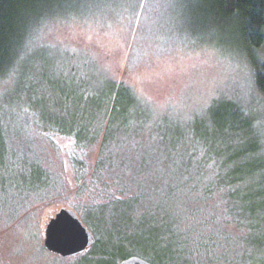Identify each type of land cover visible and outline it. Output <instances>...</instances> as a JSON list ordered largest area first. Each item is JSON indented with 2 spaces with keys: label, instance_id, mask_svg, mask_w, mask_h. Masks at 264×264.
Here are the masks:
<instances>
[{
  "label": "rangeland",
  "instance_id": "1",
  "mask_svg": "<svg viewBox=\"0 0 264 264\" xmlns=\"http://www.w3.org/2000/svg\"><path fill=\"white\" fill-rule=\"evenodd\" d=\"M102 2L104 6L94 9L69 4L53 11L49 18L64 21L46 24L36 34L38 46L24 59L27 69L23 65L19 70L27 77L3 96L0 264H117L126 255H137L150 264H264V98L255 88V65H264V44L247 56L233 41L234 30L228 28L223 39L206 36L201 46L193 45L195 39L189 35L195 17L190 0H140V6L125 0L121 11L115 10L119 0ZM111 81L126 83L137 96V116L131 111L121 113L118 116L125 120L115 125L136 145L123 142L120 148L147 159L132 167L124 165L128 172H138V187L129 185L125 201H118L116 194L112 200L94 196L93 191L80 192L66 157L67 151H79L78 143L53 130L58 122L72 119L61 89L73 92L72 109L89 112L87 122L96 120L98 107L90 105L92 98L87 95L79 102L75 89L82 86L91 95L108 88ZM14 96L31 102L11 112ZM212 120L227 121L236 131L227 134L216 129L210 134L215 127L208 124ZM85 122L80 124L87 126ZM207 133L220 137L214 146L222 150L211 164L203 161L201 150L210 141ZM247 134L248 139L237 143ZM251 145L256 151L242 161L247 163L246 171H257L232 187H216L214 179L226 160L238 156L225 165L238 172L244 165L238 152ZM86 151L87 161L93 163L97 146ZM187 180L191 189L184 185ZM49 185L44 195L36 193ZM210 187L211 193H203ZM134 198L142 201L134 204ZM228 200H233L240 221L232 220ZM149 201H155L167 217L160 228L171 229L183 249L165 251L164 258L159 256L160 248H149L145 258L143 245L131 250L117 245L115 251L107 250V256H98L94 244L80 255L61 257L43 247L45 226L61 209L74 211L97 242L105 240L109 245L115 225L125 219L124 212L146 215ZM103 206H107L104 212ZM206 223L222 233L210 245L212 252L203 240ZM195 229L202 235H191ZM173 241L164 246L171 247Z\"/></svg>",
  "mask_w": 264,
  "mask_h": 264
},
{
  "label": "trees",
  "instance_id": "2",
  "mask_svg": "<svg viewBox=\"0 0 264 264\" xmlns=\"http://www.w3.org/2000/svg\"><path fill=\"white\" fill-rule=\"evenodd\" d=\"M119 1L121 4H118V9H115L117 11H121L120 7L123 6L125 2V0ZM131 2H136L138 6L141 5L140 0H131ZM190 2L192 3V12L195 17L193 18L194 25L193 28H190L192 31L189 35L191 40H196H194L193 45L197 46L198 44V46H201V42L206 40V36L223 39L221 35L225 34L226 30L229 28L234 30L230 33L232 38H234L233 41L242 48L247 56L252 55L253 52L263 46L264 0H190ZM69 4L76 6L85 5V8L90 7L91 9L97 6H104L102 0H0V112L3 113V105H6L3 103L5 92L15 91L19 82L23 79L25 80L27 77L22 73L23 70L27 69L25 68L27 64L24 62V59L38 46L36 34H38L39 31L42 32L46 24V27H49L57 22L64 21L58 18L53 20V16V18L49 17L52 15L51 13L53 11H61L64 9V6ZM69 20L71 21V19ZM23 65H25V69L19 74V70ZM255 66V88L264 98V65ZM75 91L79 102L82 100L83 96L87 95V99L92 98L89 102L90 105L98 107L96 109V120L88 119V121L85 122L89 112L85 108L79 109L78 107L72 109L73 92L64 89L60 90L61 96H64L63 99L66 108L71 106L68 111H73L71 112L72 119L61 123L58 122L57 127L53 130H57V132H60L62 135L68 134L70 137H74L78 143L79 151L77 153L69 154L68 151L66 152V157L70 160L74 173L76 186L80 192H89L91 194L93 191L92 194L95 193L94 196L106 195L112 200H114L113 197H115L116 194L119 195L120 198L118 201H125L128 199V195H130V192H128L129 185L138 187V183L135 180L138 172H128L124 165L132 167L135 162L147 161V159L138 157L137 152L135 153L120 148V144L123 142H129L125 144L129 146L136 145L135 139L134 143H132V139H130V136H128L126 132H120L118 125L122 123L125 118H120L118 115L121 113L126 115V112L131 111V114L137 116L135 112L137 107L135 105V100L137 96L126 83L124 84L120 81H111L108 88L91 95L89 91L82 86L76 88ZM19 97L20 96H14L16 103L11 106V112H13L14 108L19 111L22 105H28L31 102V100L26 102L22 97ZM128 106L129 109H127ZM209 113L212 114L211 117L213 119L215 115L214 112L210 111ZM95 121H98L99 124L95 125ZM220 121H222L221 124L223 126L219 124V122L215 124L214 120L208 123L212 125V127L215 126L213 130L209 131L210 134L214 133L216 129H218L220 133L226 131L227 134L236 131L228 126L227 121ZM81 122H85L88 125L82 126V124H80ZM133 122H135V120ZM116 124L118 125L115 126ZM209 135L207 133L206 138L210 139L211 142L209 141L208 145L206 144L207 147L206 145L204 146L203 149H205V151L201 148L203 161H207L206 164H211L210 161L216 159L215 155L222 152V150L214 146L219 142L220 137L214 135H210L209 137ZM248 137L249 134H247V136L243 135L238 137L237 143L241 141L243 143ZM160 138L164 140V136H160ZM177 143L180 142L177 141ZM92 145L97 146V153L94 161H92L93 163H90L87 161L86 154L88 153L86 149ZM236 151L238 150L236 149ZM240 151L241 152H238V154H242L240 157L242 161L243 157L256 151V148L251 145L244 150L240 149ZM154 156L157 155H153V157ZM217 156L218 155H216V157ZM174 157H178V155L174 153ZM179 158H181L183 163H187L186 157L181 155ZM234 159L239 158L236 156ZM234 159L230 157L226 160L220 174L216 175L214 179L217 181L216 187H232L237 182L242 183L245 178H247L245 177L246 175H251V172L257 171L256 169L253 170L250 168V171H246L248 170L247 163L243 161L244 165L237 170L238 172H236V170H231L230 172V170L225 169L227 167L225 165L228 164V161H233ZM140 172H144V170L140 169ZM184 183L189 189L193 187V185L188 184V180ZM50 189L51 186L49 185L45 188V191L36 193L44 195ZM212 189L211 187L207 188L203 193H211ZM235 199L237 200V197ZM118 201L114 204L118 203ZM141 201L142 200L138 198L133 199L134 204H138ZM112 202L113 201H110V203ZM128 204L133 203L129 202ZM106 207L107 206L100 207V210L104 212ZM146 208L148 213L142 216H136L135 213L131 211L124 212L123 215L125 219H122L120 224L115 225L113 236L107 241L109 245H106L105 240H102V242L96 241L95 245L98 247V253L96 254L98 256H107V254H109L107 250L113 247V249H111L113 252L117 245H124L130 250L137 245H143V253L141 254L144 255L142 257L146 258V253L149 251V248L155 251L157 248H160L159 256L165 258V251L170 252L171 249H177L178 251L183 249L181 248L182 244H179L178 236H175L171 229L162 230V228H160V224L162 227L166 225L167 217L164 211L158 208L156 202L149 201ZM227 208L231 214L232 220L235 221V219H237L240 221V218L235 213L237 210L233 200H228ZM131 209L133 210L132 207ZM116 212L121 211L116 209ZM246 213L247 210L245 208L242 209V214ZM206 228L207 230L203 231V240L206 241V249L212 252V249L209 248L210 245L215 241V237L222 235V233L220 228L216 226H210L209 228L208 223H206ZM181 234L185 235L186 233ZM190 234L199 237L202 235V232L195 229L194 231H190ZM169 239L175 240V242L173 241L174 244L171 247L164 246L167 245ZM149 242L153 243L154 246L149 247ZM158 243H163V245H158ZM165 247L166 249L162 250ZM128 256L129 255H126L121 259L123 260ZM149 262L151 261L149 260Z\"/></svg>",
  "mask_w": 264,
  "mask_h": 264
},
{
  "label": "water",
  "instance_id": "3",
  "mask_svg": "<svg viewBox=\"0 0 264 264\" xmlns=\"http://www.w3.org/2000/svg\"><path fill=\"white\" fill-rule=\"evenodd\" d=\"M96 239L82 225L72 210H59L46 224L43 247L58 256L69 257L82 254L94 245ZM117 264H150L140 257L132 256Z\"/></svg>",
  "mask_w": 264,
  "mask_h": 264
},
{
  "label": "flooded vegetation",
  "instance_id": "4",
  "mask_svg": "<svg viewBox=\"0 0 264 264\" xmlns=\"http://www.w3.org/2000/svg\"><path fill=\"white\" fill-rule=\"evenodd\" d=\"M86 250H87V249H86ZM86 250H85V251H86ZM85 251H84V252H85ZM84 252H83V253H84ZM79 255H80V254H79Z\"/></svg>",
  "mask_w": 264,
  "mask_h": 264
}]
</instances>
